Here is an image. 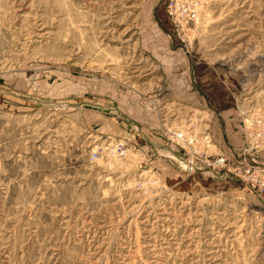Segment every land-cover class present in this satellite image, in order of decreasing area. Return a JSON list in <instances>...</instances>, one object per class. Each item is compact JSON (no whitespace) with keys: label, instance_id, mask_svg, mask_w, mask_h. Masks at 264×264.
Listing matches in <instances>:
<instances>
[{"label":"rangeland","instance_id":"1","mask_svg":"<svg viewBox=\"0 0 264 264\" xmlns=\"http://www.w3.org/2000/svg\"><path fill=\"white\" fill-rule=\"evenodd\" d=\"M263 168L264 0H0V264H264Z\"/></svg>","mask_w":264,"mask_h":264},{"label":"built area","instance_id":"2","mask_svg":"<svg viewBox=\"0 0 264 264\" xmlns=\"http://www.w3.org/2000/svg\"><path fill=\"white\" fill-rule=\"evenodd\" d=\"M252 172L251 169L249 170H245V175L248 178L249 173ZM252 177L254 178V182L258 183L257 187L260 191H264V168L263 169H257L255 171H253L252 173ZM253 187L255 188L256 186L253 185Z\"/></svg>","mask_w":264,"mask_h":264}]
</instances>
